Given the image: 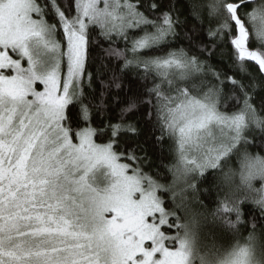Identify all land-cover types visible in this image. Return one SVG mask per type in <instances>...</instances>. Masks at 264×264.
<instances>
[{"label":"snow or ice","instance_id":"snow-or-ice-1","mask_svg":"<svg viewBox=\"0 0 264 264\" xmlns=\"http://www.w3.org/2000/svg\"><path fill=\"white\" fill-rule=\"evenodd\" d=\"M258 227L264 0H0V264H264Z\"/></svg>","mask_w":264,"mask_h":264},{"label":"trees","instance_id":"trees-1","mask_svg":"<svg viewBox=\"0 0 264 264\" xmlns=\"http://www.w3.org/2000/svg\"><path fill=\"white\" fill-rule=\"evenodd\" d=\"M182 10V9H181ZM258 43L257 41L253 40V44L255 46V44ZM219 59V57H218ZM225 58V62H226ZM146 147H149V149L151 150V146L150 145H146ZM162 162L163 165H168V166H173V165H178L180 164V158H179V153L177 151H175L174 149L170 150L169 147L167 145L165 146H156V150L153 154V163L157 166H162ZM205 203H208V201H205ZM250 226H249V231H250ZM204 236L202 235L200 241H199V248H206V244L211 246L212 242H213V237L211 235L208 234V229L204 230ZM247 236L248 233L245 232L243 234L242 240L241 242H244L247 240ZM236 241L232 240L231 237L229 235H221L220 233H216L215 235V243L217 245V247H224L227 248L230 245L235 244ZM255 244L257 245V249L259 252V246L264 244V230H261L259 227L256 230V234H255Z\"/></svg>","mask_w":264,"mask_h":264},{"label":"rangeland","instance_id":"rangeland-1","mask_svg":"<svg viewBox=\"0 0 264 264\" xmlns=\"http://www.w3.org/2000/svg\"><path fill=\"white\" fill-rule=\"evenodd\" d=\"M200 251H201V253H204V252H207L208 249H206V248L204 249V248H201V247H200Z\"/></svg>","mask_w":264,"mask_h":264}]
</instances>
